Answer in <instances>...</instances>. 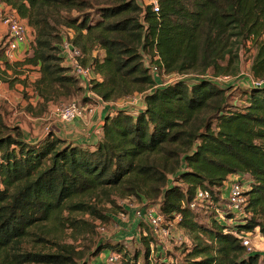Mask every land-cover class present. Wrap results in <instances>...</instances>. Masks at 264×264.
Instances as JSON below:
<instances>
[{"label":"trees","instance_id":"16d2710c","mask_svg":"<svg viewBox=\"0 0 264 264\" xmlns=\"http://www.w3.org/2000/svg\"><path fill=\"white\" fill-rule=\"evenodd\" d=\"M0 1L34 30L22 61L11 62L0 42V82L25 83L18 67L39 66L33 86L42 110L85 90L73 67L63 63L65 40L80 49L81 64L99 75L90 89L102 100L142 94L140 109L121 108L106 117L94 148L53 131L29 142L0 110V264H73L72 254L23 250V241L32 234L49 240L43 223L66 208L107 220L85 198L103 194L115 203L113 193L156 203L169 221L180 216L175 223L192 233L193 243L180 263L152 261L157 244L151 231L141 237V253L101 242L94 255L108 248L121 254L119 264H264V251L249 252L232 232L258 227L264 237V86L236 88L218 80L239 73L240 48L248 41L256 48L249 72L264 78V0H159L158 13L136 0L96 6L93 0ZM62 25L73 30L72 37L63 35ZM146 55L159 72L180 77L160 83ZM190 74L191 81L185 77ZM234 91L240 103H230ZM231 175H248V187L244 219L229 224L216 208L225 207L222 188ZM199 188L212 193L213 203L205 201L213 207L207 222L195 211L201 204L191 207ZM226 217L236 220L231 213Z\"/></svg>","mask_w":264,"mask_h":264},{"label":"rangeland","instance_id":"374dc122","mask_svg":"<svg viewBox=\"0 0 264 264\" xmlns=\"http://www.w3.org/2000/svg\"><path fill=\"white\" fill-rule=\"evenodd\" d=\"M106 0H93L95 3L94 5L102 4ZM108 2V1H107ZM0 4H2L0 2ZM73 15H79V12L76 10L73 11ZM2 22V21H1ZM25 22V21H24ZM26 24V22H25ZM27 25V24H26ZM60 31L63 33V35L66 38H70L73 36V30L62 25L60 27ZM5 38V33L0 32V41L2 42ZM256 52V48L252 45L251 41H248L246 45L241 46L240 48V71L237 75L231 76V79L228 82H225L227 85H234L236 88H239V85H243L244 87H247L249 82L247 81L246 75L243 73H248V70L251 66L254 54ZM151 57L149 55L145 56V62L146 65L151 64ZM19 71H23V67H18ZM29 69H26V71ZM32 70H29V73H31ZM187 76V77H186ZM14 77V74L11 76V78ZM98 76H96L94 73L92 74V77L89 78L87 81L84 82L85 84V90L83 93L77 95V97L73 100H68L67 102L63 103H69L71 101H79L81 103L83 102V97L86 95L87 97H92V102L97 103V101H101L102 99L94 94L90 89V81L92 79H97ZM157 79L160 83H166L171 80H175L177 77H180L176 74H167L163 72H159L157 74ZM186 79L191 81V79L194 77L193 75H185ZM99 78V77H98ZM4 83L5 87H8V83L1 81ZM140 96V100H142V94L137 93ZM98 97V98H97ZM129 97V96H128ZM120 100L124 101V105H127V107H136L139 103H142V101L138 102L137 105L130 104L127 100V97L125 98H119ZM117 99V100H119ZM113 100V101H117ZM111 101V102H113ZM230 103H240L239 96L235 93H231ZM5 100L0 96V110L5 112V118L7 123L14 124L20 121V118H23V113L20 111L19 108L15 109V107H8L5 104ZM90 102V103H92ZM19 105V103L15 104ZM113 107H119L116 104H113ZM134 109L135 111L138 110ZM234 180L241 183L245 189H247L248 184V175H242L234 176ZM111 198L114 199L115 203L111 202L107 196L101 194L100 196H92L85 198L86 201L92 205H96L99 208L103 209L108 215L109 218L105 221L102 219H96L94 218L89 212H83V211H70V209L66 208L63 211H61L58 214V218L52 219L50 221H47L43 223L42 229L44 231H50V235H46L47 239L49 240H40L39 236L36 234H32L26 239H24L22 248L23 250L27 251H41L45 253H61L64 255L69 256L70 254L74 257V263L73 264H81L82 262H88L89 264H103V257L105 255V251H108L107 248L105 251L101 252L99 255H94L98 248V244L103 242L105 245L112 247H117V244H120L126 249L127 251H130L131 253H134L135 251H144V245L141 240V237L146 235L147 233H150V230L146 224L139 225L136 217V211L139 208H142L144 204L148 203L149 205H157L156 203H151L148 201H141L139 198L132 196V197H120L118 193H113ZM125 205L127 207V220H122L120 218L121 211L124 210L122 205ZM221 204H225V202H221ZM213 207L210 206L208 203H201V205H198L195 208V211L198 212L200 215V220L202 222H207L208 219V213L209 211H212ZM244 214L237 215L236 221H240L244 219ZM76 218L81 222L79 226H74L71 224L70 219ZM99 222L105 228L104 232H100L98 230V224ZM172 224L167 225L166 227H169L172 234L171 237H166L159 241L157 238H155L154 243L155 244H161L163 246L162 251L160 252L158 258L157 251L158 246L156 248V251L153 252L152 261L161 263L162 261H167L169 263H180L184 262V257L186 253V248L193 243V235L192 233H188L184 230H182L177 223L171 221ZM233 225V224H232ZM33 231L35 233L39 232L40 229L34 228ZM253 241V248L255 251H263L264 250V237L261 234V236H256L255 238H252ZM117 243V244H116ZM154 246V244H153ZM5 257V254H4ZM11 256L7 258V261L9 262L11 259ZM2 259V255H0V260ZM14 264V263H12ZM28 264H41V263H28ZM72 264V263H71Z\"/></svg>","mask_w":264,"mask_h":264},{"label":"built area","instance_id":"2783aa9c","mask_svg":"<svg viewBox=\"0 0 264 264\" xmlns=\"http://www.w3.org/2000/svg\"><path fill=\"white\" fill-rule=\"evenodd\" d=\"M139 5L145 10L147 7H151V9L158 13L160 10L159 0H136ZM0 21L4 23L7 27L6 36L3 42V52L4 55L11 59L14 56V52L19 48L20 44L25 43L27 41L26 34V24L24 20L20 17L18 12L12 8L10 5L6 3L0 4ZM63 55L65 60L70 61V65L73 67L74 73L80 77L84 82L92 77L93 70L89 66H83L80 62V58L82 57V53L79 48L73 46L71 42L65 40L63 42ZM158 55L154 58L158 59ZM151 70L155 76L159 73V66L157 64H150ZM246 75L248 84L255 86H264V78L255 79L248 70V73H243ZM231 79V76H221L218 78L222 83L228 82ZM127 100L130 104L138 103L140 100V96L135 93L132 96L127 97ZM140 100V101H139ZM55 115L64 120L71 121L76 117H82L86 113L90 112V107H87L85 103H81L79 101H71L69 103H59L54 106L53 109ZM245 190L244 186L235 181L234 179L227 182L226 185L222 188V198L226 200L225 207L216 208L217 216L231 224L235 223V219H228L226 217L227 213H231L237 217V215L244 214L245 208L247 205V198L243 193ZM196 202L191 204V207L195 208L196 204H201L205 201H209L213 203L212 193L208 189L199 188L196 194ZM124 210L120 213V218L122 220H127V207L122 205ZM136 220H138V224L144 223L150 229L152 235L157 238L159 241L166 237H171L172 234L169 227H166L169 224H172L171 221L167 220L166 217L159 211L158 205H149L144 204L142 208L137 209L136 211ZM180 219V216H177L175 222ZM174 222V221H173ZM97 227L100 232H104L105 228L100 225ZM235 235H237L242 244L247 248L249 252H254L253 241L252 238H255L257 235L261 236L259 228L256 227L254 231L251 232H240L238 228L233 229L232 231ZM147 235V234H146ZM161 244H157L159 247ZM121 261V254L115 250L109 249L105 252L103 257V264H119Z\"/></svg>","mask_w":264,"mask_h":264},{"label":"crops","instance_id":"0c3cea01","mask_svg":"<svg viewBox=\"0 0 264 264\" xmlns=\"http://www.w3.org/2000/svg\"><path fill=\"white\" fill-rule=\"evenodd\" d=\"M0 32H4L6 36L7 27L1 21ZM26 34L27 41L20 44L19 48L14 52L13 58H8L11 62L22 61L26 55L30 53V46L34 40V30L28 24L26 26ZM99 52L101 54L103 53L102 50H99ZM94 53L96 54L97 51ZM63 63L65 65L71 64L69 60H64ZM26 69L32 70L31 73H29V70L26 71ZM9 73H11V70ZM39 75V66L24 65L23 72L22 74H19V77L20 79L25 80V83L17 82L12 87H10L9 84L8 87H5L4 83L0 82V96L6 101L5 104L8 107L13 106L15 109L19 108L23 113V118H20V121L14 124H19L21 126L23 137L29 142H36L47 135L50 131H53L64 138L75 140L80 144L94 148L101 136V127L108 115L113 114L115 110L121 108L135 111L134 109H140L142 107V103H139L138 105L135 103L137 106L133 108L129 106L127 107V105H124V101L120 99L113 102L101 100L94 103L89 101L84 103L87 107H90V112L82 117H76L71 121H64L58 118L53 111L54 106L59 103L48 102L45 110H42L41 102L43 100L36 94L33 86L34 81ZM96 76L99 77V75ZM83 85L85 86V84ZM17 103H19L18 106L15 105ZM113 104H116L119 107H113ZM234 176L235 175H231L230 180L233 179ZM162 249L163 246L160 245L157 253L160 254Z\"/></svg>","mask_w":264,"mask_h":264}]
</instances>
